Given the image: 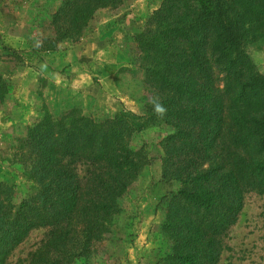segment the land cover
Instances as JSON below:
<instances>
[{
  "label": "trees",
  "instance_id": "obj_1",
  "mask_svg": "<svg viewBox=\"0 0 264 264\" xmlns=\"http://www.w3.org/2000/svg\"><path fill=\"white\" fill-rule=\"evenodd\" d=\"M128 0H62L49 50L79 43L95 14ZM142 114L44 112L17 142L31 183L17 205L0 189V264L36 230L17 264H87L112 234L121 202L149 158L132 141L158 126L161 264H218L248 195H264V0H162L133 37ZM7 93L0 77V99Z\"/></svg>",
  "mask_w": 264,
  "mask_h": 264
},
{
  "label": "rangeland",
  "instance_id": "obj_2",
  "mask_svg": "<svg viewBox=\"0 0 264 264\" xmlns=\"http://www.w3.org/2000/svg\"><path fill=\"white\" fill-rule=\"evenodd\" d=\"M61 1L0 0V77L7 90L0 99V189L5 188L12 205L21 201L31 185L18 162L17 142L44 112L62 115L77 109L85 115L112 116L125 109L142 114L141 72L134 64L133 37L162 0H128L120 8L100 10L79 43H58L51 51L44 41L53 36L50 21ZM79 44L92 46L85 61L77 59L74 47ZM116 49L125 54L128 64L115 72L114 90L108 93L93 77L89 83L100 89L98 95L89 103L77 104L78 94L88 93L82 75L90 72V61L101 63L103 57L111 61ZM248 53L264 75V48L251 47ZM82 63L86 68L81 69ZM168 132L152 126L134 135L132 144L143 148L148 165L122 200V212L111 224L112 234L87 264H161L168 244L160 232L158 204L175 187L159 178L157 144ZM43 236V230L32 231L9 255L7 264L25 259ZM224 244L218 264H264V195L246 197Z\"/></svg>",
  "mask_w": 264,
  "mask_h": 264
},
{
  "label": "crops",
  "instance_id": "obj_3",
  "mask_svg": "<svg viewBox=\"0 0 264 264\" xmlns=\"http://www.w3.org/2000/svg\"><path fill=\"white\" fill-rule=\"evenodd\" d=\"M74 48H75L74 50L76 52L77 59H80L81 61H85V58H88V55L92 53V46L90 45L84 46L82 44H79L78 46ZM103 59L104 60L101 63H97L95 59L90 61V67H91L90 72L82 75V78H83L82 80L87 81L86 88L88 90V93H83L82 95L78 94L79 98L77 100V104L84 105L86 103H89L88 99L92 101L91 97L93 96L96 97L98 95L100 89L94 87V84L91 83V81L89 83V80H92L93 77L98 78L99 81L102 82L104 89L108 93L111 92V90H114L113 79H114L115 72L119 68H123L128 64L127 57H125V54H122L121 52H119L118 49H116L115 56L111 58L112 59L111 61L110 59L105 60L104 57ZM83 64L84 63L80 65L81 69L84 67ZM86 66L84 68H86ZM78 83L80 82L78 81Z\"/></svg>",
  "mask_w": 264,
  "mask_h": 264
}]
</instances>
